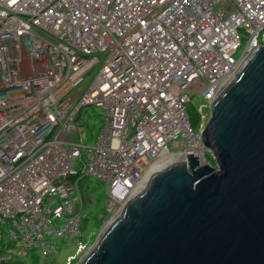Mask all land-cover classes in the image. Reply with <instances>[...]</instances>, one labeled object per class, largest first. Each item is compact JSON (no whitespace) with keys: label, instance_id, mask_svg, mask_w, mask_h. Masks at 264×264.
<instances>
[{"label":"built area","instance_id":"1","mask_svg":"<svg viewBox=\"0 0 264 264\" xmlns=\"http://www.w3.org/2000/svg\"><path fill=\"white\" fill-rule=\"evenodd\" d=\"M263 44L264 0H0V264L84 250L86 178L117 215L158 164H208L188 92L209 109ZM88 106L105 116L93 146L70 138Z\"/></svg>","mask_w":264,"mask_h":264},{"label":"water","instance_id":"2","mask_svg":"<svg viewBox=\"0 0 264 264\" xmlns=\"http://www.w3.org/2000/svg\"><path fill=\"white\" fill-rule=\"evenodd\" d=\"M215 167L153 175L80 264H264V44L210 106Z\"/></svg>","mask_w":264,"mask_h":264},{"label":"rangeland","instance_id":"3","mask_svg":"<svg viewBox=\"0 0 264 264\" xmlns=\"http://www.w3.org/2000/svg\"><path fill=\"white\" fill-rule=\"evenodd\" d=\"M190 104L187 105L188 111L197 113L201 108L206 112V121L210 118V110L206 103L194 92H188ZM77 123L80 124L79 134L71 136L72 140L83 146H93L96 142L100 130L104 127L105 116L100 108L94 106L83 107L77 115ZM198 132V130H196ZM206 162L211 167H215L214 160L207 154ZM214 164V166H212ZM107 186L93 178H86L82 181L83 206L80 216L78 240L85 248L77 252L78 246L72 241L53 240L57 253L44 257L38 252H28L24 255L14 254L12 261L19 264H80L84 255L94 246L102 236L109 223L116 215L115 211H109L112 205L107 193ZM104 219L103 221L100 219ZM2 246L5 245L8 237L3 228ZM10 261V262H12Z\"/></svg>","mask_w":264,"mask_h":264},{"label":"bare ground","instance_id":"4","mask_svg":"<svg viewBox=\"0 0 264 264\" xmlns=\"http://www.w3.org/2000/svg\"><path fill=\"white\" fill-rule=\"evenodd\" d=\"M183 162H184V161H183L182 158H172V159H169L167 163L162 164V165L158 164L157 167L152 168V169L150 170L149 174H147V178H146V180H144V181L138 186V188H137V193H136L135 195H137L138 193H140L142 190H144V189L146 188L149 179H150L153 175H155V174H157V173H159V172L164 171L166 168H168V167H169L170 165H172V164H178V163H183ZM120 217H121V213H120V214H117V215L114 217L115 219H113V221H112L111 223H109V224L111 225L113 222L119 220ZM110 225H109V226H110ZM107 229H108V228H107ZM107 229H106V230H107ZM106 230H105V231H106ZM97 243H98V242H96V243L94 244L93 248H96Z\"/></svg>","mask_w":264,"mask_h":264},{"label":"trees","instance_id":"5","mask_svg":"<svg viewBox=\"0 0 264 264\" xmlns=\"http://www.w3.org/2000/svg\"><path fill=\"white\" fill-rule=\"evenodd\" d=\"M189 114L191 116V122L193 124V127L195 130H197L198 129V122H199L198 115L196 113H191V112H189ZM206 159H208L207 156H206ZM212 166H214V164H212ZM84 180H82V181H84ZM81 183H80V189L82 190V184ZM100 220L103 221L104 219L102 218ZM6 264H19V263L17 261H12V262H7Z\"/></svg>","mask_w":264,"mask_h":264}]
</instances>
